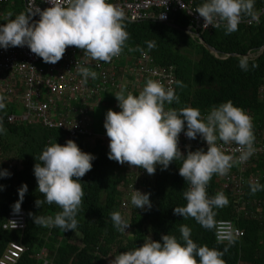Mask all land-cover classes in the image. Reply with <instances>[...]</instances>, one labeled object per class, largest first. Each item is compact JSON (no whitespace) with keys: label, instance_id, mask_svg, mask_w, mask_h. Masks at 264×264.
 <instances>
[{"label":"trees","instance_id":"1","mask_svg":"<svg viewBox=\"0 0 264 264\" xmlns=\"http://www.w3.org/2000/svg\"><path fill=\"white\" fill-rule=\"evenodd\" d=\"M187 1H193L196 7L203 3V0ZM25 2L17 0L20 10H23ZM255 9L260 14L264 9V0H256ZM243 19L251 20L249 17ZM172 23L178 29L158 22L131 24L124 21L129 37L122 53L134 59L151 55L157 66L175 68L177 80L183 84V87L178 86L176 93L180 103L165 104V109L191 107L199 109L201 115L206 116L213 106L231 100L253 117L255 140L259 137L264 139V99L261 93L264 89V52L259 56L264 47V17L260 19V24H239L238 30L230 35H225L223 28L202 32L204 44L182 31L191 27L190 18L185 13L173 15ZM147 41H154L155 47L149 49ZM206 45L217 50L219 56ZM250 53L257 56L244 59ZM233 54L236 56H231ZM242 60L247 62V71L240 67ZM115 93H109L105 102L114 105L117 102ZM5 105L6 108L0 111V120L6 129L0 135V170H9L11 176L0 178V185L4 186L0 190V261L11 243L23 239L30 251L19 264H43L37 260V256L46 248L55 264H110L115 255L142 246L149 236L154 241H161L162 235L166 234L179 239V228L186 225L198 246L207 245L218 251H224L227 247L222 257L225 264H264V191L253 195L248 183L243 195L239 196L226 187L222 176L214 174L207 185V195L212 197L222 192L228 204L214 209L216 226L206 229L194 218L184 219L174 214L175 207L186 205L183 192L189 187L179 175L180 160L174 161L167 170L157 166L153 183L145 176L141 178L140 189L150 193L152 207L137 209L133 206L130 221L132 233L127 237L121 234L113 226L110 215L115 211L121 212L127 196L120 188L124 185L129 187L131 181L121 164L108 158L109 138L101 137L104 132L102 129L96 130V124L98 137H79L75 140L82 151L96 157L92 169L80 178L84 195L76 216L77 229L64 232L58 227L36 226L29 213L54 217L61 211L55 204L45 203L40 208L35 204L37 199H43V195L37 191L38 184L33 173L34 165L38 162L36 156L46 146L55 143L64 145L69 140L68 135L40 126L10 124L9 117L17 115L21 109L16 105ZM92 117L95 122L94 115ZM199 139L198 136L191 143L194 145ZM183 148L180 150L184 155L197 151L191 147ZM246 174L260 177V184L264 185V158L250 165ZM23 184L28 185V192L21 211L27 214L28 229L22 237L18 233L4 232L3 225L8 214L13 212L12 205L19 199L18 189ZM220 221L236 224L244 232L243 238L232 245L218 242L216 230ZM78 235L80 240L76 242Z\"/></svg>","mask_w":264,"mask_h":264},{"label":"clouds","instance_id":"2","mask_svg":"<svg viewBox=\"0 0 264 264\" xmlns=\"http://www.w3.org/2000/svg\"><path fill=\"white\" fill-rule=\"evenodd\" d=\"M48 2L52 6L47 9H29L14 17L9 13L4 18L6 23H0V48L27 46L43 62L50 64L60 61L69 46L83 50L85 57L97 62H111L121 55L129 34L122 10L109 0H67L66 6L61 0ZM255 3L256 0H203L195 13L203 20L202 27L223 28L225 35H230L238 30L243 17L258 21L259 11L255 9ZM36 15H39V20L33 19ZM146 43L149 49L155 47L154 41ZM76 66L85 83L89 78H97V72L89 67L78 62ZM240 67L247 71L246 60L241 61ZM175 83L183 87L181 81ZM114 96L120 111L109 109L104 122L109 138L108 158L121 165L128 163L133 168L146 170L149 175L155 174L157 166L167 170L174 161H182L179 175L189 187L183 192L186 205L175 207L174 214L184 219L194 218L202 227L213 229L216 226L214 209L226 206L228 199L222 192L209 197L206 188L214 174L227 175L234 163H245L255 153L250 116L231 100L213 106L206 116L191 107L166 110V103L179 104L180 97L173 87L166 88L153 79L146 81L138 95L127 92L126 86H122ZM5 108L0 99V111ZM5 132L0 120V135ZM182 132L190 140L199 136L207 143V151L199 149L184 155L178 147ZM218 141L235 143L240 155L234 158L225 154L217 146ZM95 158L93 154L82 151L73 140L64 145L46 146L36 156L38 162L33 173L37 191L43 199H37L35 204L38 208L45 203L55 204L61 209L54 217L29 213L36 226L58 227L64 232L77 229L76 216L84 195L80 178L92 169ZM10 176L9 170H0V178ZM249 184L253 195L264 191V185L258 181H250ZM3 188L0 185V190ZM27 192V184L18 189L19 199L12 205L14 214L21 213ZM130 202L137 209L152 207L150 193L135 189ZM110 219L120 233H125L131 226L119 211L112 212ZM179 232V239L166 234L162 235V242L149 236L142 246L115 255L110 264H225L222 257L227 247L218 251L207 245L198 246L186 225H181ZM216 235L218 242L235 243L232 235L226 236L219 231Z\"/></svg>","mask_w":264,"mask_h":264},{"label":"built area","instance_id":"3","mask_svg":"<svg viewBox=\"0 0 264 264\" xmlns=\"http://www.w3.org/2000/svg\"><path fill=\"white\" fill-rule=\"evenodd\" d=\"M8 0H0V4H6ZM67 5V0H61ZM109 3L120 8L124 15V21L131 24L144 22H158L173 26L172 16L185 13L190 18L193 39H197L199 33L209 31L213 27H202L203 20L195 13L196 6L193 1L187 0H109ZM183 4V7H181ZM48 0H26V12L29 9H47L51 7ZM163 16V18H161ZM264 17V9L259 14L258 21L244 20L240 24H260ZM39 20V15L33 17ZM89 67L97 72V78H89L85 83L76 66ZM175 68L157 66L149 54L139 58H131L124 53L114 57L111 62H97L85 57L83 50L74 46L66 48L63 58L55 64L45 63L43 59L33 54L27 46L10 47L7 50L0 48V99L7 104L21 109V115L13 114L8 121L14 125L40 126L51 131H62L68 135L69 140L75 141L79 137H98L95 132V122L92 119L90 109L101 102L103 97L113 91L118 92L122 86L127 91H141L148 79L162 83L166 88L173 87L177 93V74ZM130 80V83H126ZM264 99V89L261 90ZM95 103V104H94ZM167 104V103H166ZM93 112V109H92ZM18 113V112H17ZM252 122L253 117L249 112ZM92 117V118H91ZM103 134L107 138L103 122ZM217 146L225 153L238 157L235 143L224 144L218 141ZM178 147L196 150L203 149L205 152L208 145L201 138L193 145L184 133L180 134ZM255 153L245 163H234L227 175L222 176L226 187L231 188L237 195H243L247 184L259 182L261 178L246 174L250 165L264 158V139L259 137L254 142ZM126 171L135 170V176H130L131 185L127 190L128 199L135 190L140 191L141 178L147 174L142 169L131 167L128 163L121 165ZM129 172V171H128ZM135 177V179H134ZM123 209L127 204L124 202ZM28 229V217L24 211L19 214L10 212L3 225V231L18 233L22 237ZM217 231L224 235H232L235 241L242 239L244 232L231 221H220ZM217 237V235H216ZM223 243H227L225 240ZM23 239L9 245L0 264H19L22 257L29 253ZM37 260L43 264H55L54 259H48L46 249L41 250Z\"/></svg>","mask_w":264,"mask_h":264},{"label":"rangeland","instance_id":"4","mask_svg":"<svg viewBox=\"0 0 264 264\" xmlns=\"http://www.w3.org/2000/svg\"><path fill=\"white\" fill-rule=\"evenodd\" d=\"M126 86H128V85H126ZM127 92H131L134 94V93H139L140 91H133L132 89H129ZM101 98H102L101 102L96 103V106L94 108H92L93 112H91V114H93L95 117L96 130L102 129L101 126H102V123L105 121V114L109 109H112V110L117 111V112L120 111V109L118 108V101L114 105H112L109 102H105V100H104L105 96L103 97V95H102ZM18 114L21 115V110L18 112ZM123 170H125V169H123ZM135 172L136 171L133 169L132 170L128 169L126 173H127L128 177H130L133 175L135 176ZM155 177H156V172L153 175H149L148 173L145 175V178L147 180H149L150 183L154 182ZM134 179H135V177H134ZM146 186L147 185H145V187ZM129 187H126V185H124V186H121L120 190L127 194V190L129 189ZM140 191L143 192L141 189H140ZM124 201L126 202L128 208L126 210H124L122 207V210L120 213L122 214L123 218L130 224V221H131V218H133V212H134L133 205L130 202V198L128 199V196L125 198ZM131 233H132V230H131V226H130L125 233H121V234H123L125 237H127V236H130ZM74 244H77V243L74 241Z\"/></svg>","mask_w":264,"mask_h":264},{"label":"crops","instance_id":"5","mask_svg":"<svg viewBox=\"0 0 264 264\" xmlns=\"http://www.w3.org/2000/svg\"><path fill=\"white\" fill-rule=\"evenodd\" d=\"M17 4H18L17 0H8L6 4H0V23H6V21H4V18L7 17L9 13H11L14 17L16 14H19L21 12H26L25 6L23 7V10H20ZM126 83H130V80H127ZM77 237L79 238L75 239L76 242L80 240V236L78 235ZM46 250L48 252V259L52 261V258L47 248Z\"/></svg>","mask_w":264,"mask_h":264},{"label":"water","instance_id":"6","mask_svg":"<svg viewBox=\"0 0 264 264\" xmlns=\"http://www.w3.org/2000/svg\"><path fill=\"white\" fill-rule=\"evenodd\" d=\"M173 28H177V27H175V26H172ZM178 29V28H177ZM184 33H186L187 35H189V36H191V37H193V33L189 30V29H184V30H182ZM200 42H202L203 44H204V40H203V38H202V36L199 34L198 35V38H197ZM206 47L211 51V52H213V53H215V54H219L218 53V51L217 50H215L214 48H212L211 46H209V45H206ZM263 52H264V47L262 48V50L260 51V54H259V56H261L262 54H263ZM231 56H236L235 54H233V55H231ZM257 55H255V54H247V55H245L244 56V59H254L255 57H256ZM258 56V57H259Z\"/></svg>","mask_w":264,"mask_h":264},{"label":"bare ground","instance_id":"7","mask_svg":"<svg viewBox=\"0 0 264 264\" xmlns=\"http://www.w3.org/2000/svg\"><path fill=\"white\" fill-rule=\"evenodd\" d=\"M26 10V9H25ZM196 35H199V33H197ZM202 43V42H201ZM203 44V43H202ZM213 53V52H212ZM215 54V53H214ZM217 57L219 56L218 54H215ZM109 94V93H108ZM108 94L107 95H105V97L107 96L108 97ZM92 112V109H90V113ZM105 122V121H104ZM182 134V133H181ZM129 169H131V168H129ZM124 171H126V170H124ZM127 172V171H126ZM149 181V180H148ZM126 196H127V194H126ZM122 209V208H121Z\"/></svg>","mask_w":264,"mask_h":264}]
</instances>
